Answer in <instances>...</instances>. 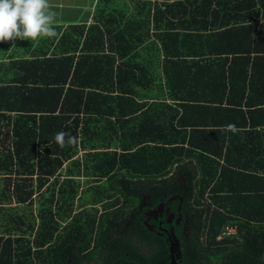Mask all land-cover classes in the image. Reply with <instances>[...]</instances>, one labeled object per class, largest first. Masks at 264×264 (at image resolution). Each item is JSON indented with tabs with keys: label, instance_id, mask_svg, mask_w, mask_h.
Returning <instances> with one entry per match:
<instances>
[{
	"label": "trees",
	"instance_id": "1",
	"mask_svg": "<svg viewBox=\"0 0 264 264\" xmlns=\"http://www.w3.org/2000/svg\"><path fill=\"white\" fill-rule=\"evenodd\" d=\"M56 31L0 43V264H166L168 234L144 224L158 203L177 264H264V159L239 158L264 157V129L238 131L264 124V96L242 100L264 92V0H95L87 25ZM189 43L220 48L197 62L226 65L236 95L171 98Z\"/></svg>",
	"mask_w": 264,
	"mask_h": 264
},
{
	"label": "crops",
	"instance_id": "2",
	"mask_svg": "<svg viewBox=\"0 0 264 264\" xmlns=\"http://www.w3.org/2000/svg\"><path fill=\"white\" fill-rule=\"evenodd\" d=\"M95 0H50V3L52 5V11L55 12V25L59 28L66 27L68 25H76L85 23L87 25L91 20V12L93 8ZM191 19L195 20H212L216 19L218 17H211V14L208 15H202L198 17L197 15L194 17H190ZM186 32L190 33H196L197 31H200V33H214L215 31H220L222 26L220 28H215L218 26V23L214 22H188L183 24ZM212 26V27H209ZM181 27V28H182ZM227 27V26H226ZM26 40H21L16 42H25ZM13 44L15 41H12ZM39 41H32L31 45L34 47ZM16 46V45H15ZM27 46V45H25ZM25 46L23 48H25ZM22 49V47H19ZM174 50H182L185 52H190L191 55L186 56L191 57V63H181L180 61H176L174 63H169L167 66V72H168V78L169 75L171 76V79L174 81V86L172 88V91L170 94L172 95L171 98L174 99H180L183 101H191L194 97H200V98H221L225 99L226 97H233L237 93L235 91H231L230 84H233L235 81L228 79L227 76H220L221 71L227 70L226 65L218 63L217 61H207L204 60L197 62L199 59L209 57L206 54H198V53H215L211 57H222V54H216L219 52L220 48L215 47L214 45H199V44H185L183 45V48H173ZM24 50V49H22ZM211 55V54H209ZM186 59V58H185ZM191 64V65H187ZM202 64V65H200ZM200 66L202 68V71L205 73H208L209 75H203V74H196L194 71L199 70ZM187 67L190 68V72L188 74H185ZM158 69V67H157ZM180 72L184 74V76L180 75ZM219 73V74H218ZM161 79V78H160ZM180 79H185L184 85L178 84ZM190 79V80H189ZM198 80V82L196 81ZM200 85H196L195 82ZM240 82V81H239ZM164 81L161 79V84L163 85ZM172 85V83H171ZM262 89L255 88L250 90L243 91V101L247 97H256V96H264V92L261 91ZM160 94H164L166 101H171L166 97L165 89L162 88V91L159 92ZM153 99H156L157 91H154L153 93ZM157 100V99H156ZM171 103V102H169ZM241 109H243V115H248L246 111L251 110L252 108L247 107L244 103L241 106ZM197 116V115H196ZM195 116V117H196ZM253 116H256L253 114ZM263 116V114L259 115ZM246 121L243 123V128H239L238 131H252V130H261L264 129V124L256 125L255 123H252L253 125H250L252 118H248L247 116H244ZM264 117V116H263ZM210 128V127H209ZM228 129V128H224ZM224 147L221 148H215L216 152H219L221 150V153L224 152ZM251 149L244 148L243 155L240 156V160L248 161V160H263L264 157H262L261 154L257 155L258 153L249 152ZM259 150V149H258ZM224 157H219L218 161L222 163L224 160Z\"/></svg>",
	"mask_w": 264,
	"mask_h": 264
},
{
	"label": "clouds",
	"instance_id": "3",
	"mask_svg": "<svg viewBox=\"0 0 264 264\" xmlns=\"http://www.w3.org/2000/svg\"><path fill=\"white\" fill-rule=\"evenodd\" d=\"M51 9L50 0H0V43L57 37L56 14ZM76 139L62 131L55 135L61 147L74 144Z\"/></svg>",
	"mask_w": 264,
	"mask_h": 264
},
{
	"label": "flooded vegetation",
	"instance_id": "4",
	"mask_svg": "<svg viewBox=\"0 0 264 264\" xmlns=\"http://www.w3.org/2000/svg\"><path fill=\"white\" fill-rule=\"evenodd\" d=\"M143 205V204H142ZM145 214V221L144 224L147 225V227L150 230H160L161 233H166V234H171L172 233V228L170 226V223L173 218V213L169 211V208L165 206L163 203H158L151 209H146L144 211ZM151 219V221H150ZM176 219V224H177ZM168 225V227H166Z\"/></svg>",
	"mask_w": 264,
	"mask_h": 264
},
{
	"label": "water",
	"instance_id": "5",
	"mask_svg": "<svg viewBox=\"0 0 264 264\" xmlns=\"http://www.w3.org/2000/svg\"><path fill=\"white\" fill-rule=\"evenodd\" d=\"M167 239H168V259L166 264H177L176 260L179 257L177 250V240L172 233L167 235Z\"/></svg>",
	"mask_w": 264,
	"mask_h": 264
}]
</instances>
